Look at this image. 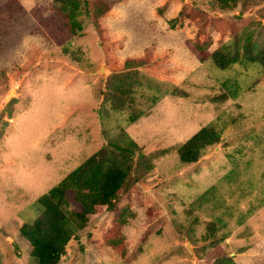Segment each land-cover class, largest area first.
Instances as JSON below:
<instances>
[{
  "label": "rangeland",
  "instance_id": "rangeland-1",
  "mask_svg": "<svg viewBox=\"0 0 264 264\" xmlns=\"http://www.w3.org/2000/svg\"><path fill=\"white\" fill-rule=\"evenodd\" d=\"M53 1L0 0V264H38L21 226L107 147L130 174L58 264H264V0H91L111 8L76 33ZM205 126L219 140L182 162Z\"/></svg>",
  "mask_w": 264,
  "mask_h": 264
},
{
  "label": "trees",
  "instance_id": "trees-1",
  "mask_svg": "<svg viewBox=\"0 0 264 264\" xmlns=\"http://www.w3.org/2000/svg\"><path fill=\"white\" fill-rule=\"evenodd\" d=\"M237 1L214 0V6L224 10L231 9ZM52 8V21L57 33H65L66 30L76 33L82 32L84 27L80 17L82 10L101 16L110 10L111 5L103 1L93 3L91 0H54ZM49 35L52 37V33ZM188 45L204 62L207 57L205 47L190 41ZM212 57L220 68L236 62V58L219 51H214ZM218 140V135L210 127L201 128L180 146L181 161H198L202 151ZM129 146L134 148L138 145L131 140ZM131 162V156L123 149H100L38 198L43 212L32 223H25L20 228V234L30 242L31 255L37 259L38 264H58L67 243L88 225L90 215L100 212L104 206L106 209L113 208L130 174ZM215 264L237 263L233 257L226 255L217 259Z\"/></svg>",
  "mask_w": 264,
  "mask_h": 264
}]
</instances>
